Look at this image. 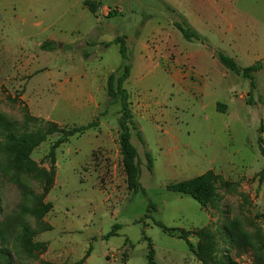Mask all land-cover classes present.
<instances>
[{
	"label": "rangeland",
	"instance_id": "obj_1",
	"mask_svg": "<svg viewBox=\"0 0 264 264\" xmlns=\"http://www.w3.org/2000/svg\"><path fill=\"white\" fill-rule=\"evenodd\" d=\"M91 1L98 3L95 13L83 0H0V264H68L86 251L82 264H146L148 239L159 264L228 257L261 264L264 58L256 61L261 67L252 87L249 78L215 67L210 57L222 51L240 67L256 63L264 48L252 41H261L263 32L245 17L256 0ZM180 15L202 40L183 37L174 26ZM163 54L178 57L180 67L207 71L201 99L169 82ZM125 63L131 142L140 161L136 192L127 188L121 163L120 102L107 96L108 75L121 74ZM221 68L228 70L224 77ZM137 94L157 101L152 117L133 113ZM214 99L227 110L215 111ZM90 122L95 125L53 153L58 132L27 157L8 137ZM207 171L214 191L204 205L166 189ZM39 200L52 204L40 216L29 211ZM155 222L187 231L191 247Z\"/></svg>",
	"mask_w": 264,
	"mask_h": 264
},
{
	"label": "trees",
	"instance_id": "obj_2",
	"mask_svg": "<svg viewBox=\"0 0 264 264\" xmlns=\"http://www.w3.org/2000/svg\"><path fill=\"white\" fill-rule=\"evenodd\" d=\"M83 5L87 7V9L91 13H95L98 8V3L91 1V0H83ZM113 15V14H111ZM174 26L180 31V33L183 35V37L187 40L196 39V40H202V36L200 33H198L195 29H193L185 20L184 17L180 15V18L178 21L174 22ZM42 47H51L50 44H42ZM125 45L124 42L121 41L119 44V53L124 58L125 57ZM214 56L217 58L219 63L223 65L225 68L235 72L236 74H241L244 77H247L251 80V86H255V81L253 78V75L259 68L261 67L259 62H256L254 64H251L246 67H240L236 61L225 54L222 51H215ZM129 64L125 63L122 68L121 74L114 76V74H109L107 77V96L111 99H118L120 102V115L118 117V144L121 154V163L125 175V180L127 184V188L130 191L136 192L137 190L141 189L140 183H139V175H140V161L137 153V149L131 142V130L135 129L134 120L132 118V113L129 107V101H128V92L123 87L124 81L127 79L129 75ZM217 110L224 111L220 105H217ZM95 125L93 122H90L86 125H80V126H72L70 128H58L56 125H50L49 128H47L43 132L38 133H29V134H22L19 137H15L13 134H8V137L12 139H17V153L19 155L23 154L24 156H28L31 150L36 147L40 142H42L46 135L51 134L53 132H58L59 136L54 141L52 146L50 147V153H53L54 149L58 147L61 143L68 140L69 137L84 132L86 129L92 127ZM8 124L4 125V128L6 129ZM260 130L263 131L262 126L260 127ZM259 143V149L264 156V146H263V139L262 136H259L258 138ZM147 160L149 163L151 162L150 155L147 154ZM22 163V162H21ZM24 164V163H23ZM264 168V167H263ZM54 174V166L51 167L49 171L48 181L50 182L52 180V176ZM166 189L169 191L177 192L180 194H186L195 199L199 204L204 205L206 200L213 195L214 191V185L212 182V173L210 171H207L203 174L183 179L174 183H170L166 186ZM152 207V205H150ZM52 207L51 202L43 203L41 200H39V203L31 208L29 211L30 213L36 214V215H43L45 212L50 210ZM163 232H165L168 235H176L178 234V237L185 240L189 247H191V244L188 242L187 239V231L181 228L177 227H166L161 222H155ZM119 228V225L116 224L113 226V229H111L105 236H110L115 234V229ZM198 236L200 238L206 237V233L204 230H200L197 232ZM148 239V238H147ZM148 252H147V263L146 264H159L154 260V250L152 248V244L150 243V240L148 239ZM41 246L44 248V244H41ZM264 247V240L259 243L258 248ZM89 251H86V253L80 258L79 260L68 263V264H82L86 257L88 256ZM256 260H260L261 264H264V253L263 254H257ZM51 264V263H46ZM213 264H238V262L232 260L230 257L226 258L224 261L220 262H213ZM259 264V263H257Z\"/></svg>",
	"mask_w": 264,
	"mask_h": 264
},
{
	"label": "crops",
	"instance_id": "obj_3",
	"mask_svg": "<svg viewBox=\"0 0 264 264\" xmlns=\"http://www.w3.org/2000/svg\"><path fill=\"white\" fill-rule=\"evenodd\" d=\"M260 1V2H257ZM251 12L246 14L245 17L248 18V21L255 25L256 27L260 28L263 32L262 40L259 41L257 38L252 41L254 42V46L256 48L263 49L264 48V0H256V3L252 4ZM144 43L142 42L141 46ZM166 45V44H165ZM157 47V45H155ZM153 50V49H152ZM214 51V50H211ZM214 53V52H213ZM164 64L166 65L168 71H165L166 77L169 80V82L172 85H176L179 87V90H184L191 96H195L196 98L201 99L202 96L205 94V74H207V71H203L206 73H201L199 71L191 70L190 68H184L180 67V60L179 58L175 59H168L165 54L161 55ZM212 62L211 64L215 67H219L217 58H215L214 54H211ZM146 58V57H144ZM264 58V52L257 54L254 58V62L261 60ZM145 64V62H143ZM182 66H185L182 65ZM168 72V73H167ZM182 72V73H181ZM228 74V70H225V68H221V76H226ZM193 76V77H192ZM190 77L196 79L200 77L199 81L194 82L190 81ZM212 106L215 111H217V105L222 107L225 111L227 110V107L220 103L217 99H214L212 102ZM131 104H132V111L135 114V116L139 117L140 119H147L152 117L155 113V107H157V101L153 99H149V97H146L145 95H133L131 96ZM204 106V105H203Z\"/></svg>",
	"mask_w": 264,
	"mask_h": 264
}]
</instances>
